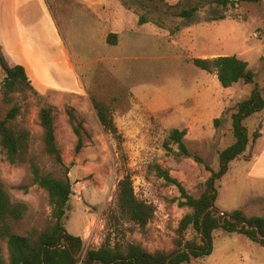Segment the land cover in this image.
I'll use <instances>...</instances> for the list:
<instances>
[{"label": "rangeland", "instance_id": "rangeland-1", "mask_svg": "<svg viewBox=\"0 0 264 264\" xmlns=\"http://www.w3.org/2000/svg\"><path fill=\"white\" fill-rule=\"evenodd\" d=\"M192 7L197 8L192 17L180 16ZM110 33L116 34L114 42ZM0 39L7 63L24 65L34 85L18 86L13 102L4 103L0 66V116L13 104L19 107L14 124L29 131L30 155L44 173L60 172L44 150L37 113L44 105L54 107L56 139L72 187L63 219L68 232L82 238L84 250L107 239L111 245L171 249L189 209L178 206L177 187L153 166L168 169L194 197L204 191L207 167L217 170L219 152L233 142L230 115L237 103L254 85L264 96V0L226 5L216 0H0ZM220 55L246 61L254 82L223 87L215 73L192 62ZM93 98L109 106L116 134L101 125ZM69 108L83 139L78 153ZM245 125L250 137L255 130L261 136L250 140L251 160L232 161L216 181V205L264 215V110ZM175 128L186 129L189 155L168 140ZM0 174L12 197L29 207L13 231L40 232L50 223L51 208L46 191L31 183L29 164L13 166L0 152ZM126 175L136 196L155 206L145 228L116 208V185ZM194 236L189 228L187 239ZM212 237L211 254L191 264H264V247L245 235L218 228Z\"/></svg>", "mask_w": 264, "mask_h": 264}, {"label": "trees", "instance_id": "trees-1", "mask_svg": "<svg viewBox=\"0 0 264 264\" xmlns=\"http://www.w3.org/2000/svg\"><path fill=\"white\" fill-rule=\"evenodd\" d=\"M226 5L228 0H216ZM261 1V0H251ZM197 8L192 7L180 12V16L190 18ZM116 34L110 33L108 40L114 42ZM1 47V45H0ZM193 65L208 73H215L223 87H230L240 81L245 84L254 82V72L248 63L236 55H220L211 58L195 57ZM0 66L5 76L2 86V101L13 102V94L18 86L31 85V80L21 64L9 65L0 48ZM93 104L101 125L106 131L117 133L109 106L93 98ZM264 110V96L259 86L254 85L247 98L239 101L230 115L233 142L218 154V169L210 171L205 181L204 191L198 196L190 195L183 184L173 177L169 170L155 164V173L167 183L175 185L179 191L176 199L180 207H186L178 222L176 235L171 249L148 250L139 243L111 245L108 239L98 248L84 250L80 236L73 235L64 226L68 201L72 194L68 169L65 167L56 139L54 107L44 105L37 113L38 124L42 130L43 146L46 154L58 165L60 173L42 172L41 167L29 152V131L16 126L14 120L19 114V107L13 104L6 115L0 116V152L9 164L20 167L29 164L31 183L44 189L51 208L50 223L38 233L25 235L13 231L15 223L22 221L28 211V204L12 197L0 174V264H191L192 259L207 256L213 251L214 230L221 228L226 232L245 235L251 241L264 247V215H247L243 209L223 211L216 205V181L229 170V164L239 158L250 161L252 154L250 140L255 142L261 132L255 130L251 137L245 120ZM69 123L77 137L75 151L83 147L80 127L74 122L72 109H67ZM214 126L220 124L215 118ZM186 129H173L168 140L177 144L185 155H189L183 137ZM167 143V141H166ZM247 152V153H246ZM64 168V170L62 169ZM27 192V186H20ZM114 202L119 214L127 221L145 228L155 214V206L139 199L134 191L129 175L120 179L116 185ZM189 228L195 232L192 239H187Z\"/></svg>", "mask_w": 264, "mask_h": 264}, {"label": "crops", "instance_id": "crops-1", "mask_svg": "<svg viewBox=\"0 0 264 264\" xmlns=\"http://www.w3.org/2000/svg\"><path fill=\"white\" fill-rule=\"evenodd\" d=\"M0 45H1V47H2V43H1V39H0ZM3 50V49H2ZM8 61H9V63L12 65V64H18V63H15V60H14V62H12V61H10L9 59H8ZM24 66V65H23ZM25 67V66H24ZM25 70H26V72H27V74H28V76H29V78H30V80H31V84H32V86H34L33 85V81H32V78H31V76H30V74H29V72H28V69L25 67ZM35 87H36V85H35ZM41 88L42 86H37V88Z\"/></svg>", "mask_w": 264, "mask_h": 264}]
</instances>
